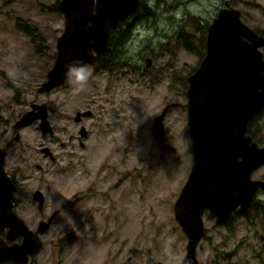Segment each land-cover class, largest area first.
I'll list each match as a JSON object with an SVG mask.
<instances>
[{"label":"rangeland","instance_id":"1","mask_svg":"<svg viewBox=\"0 0 264 264\" xmlns=\"http://www.w3.org/2000/svg\"><path fill=\"white\" fill-rule=\"evenodd\" d=\"M56 2L0 0V146L11 140L8 168L20 177L32 176L26 192L48 187L43 216L60 209L42 236L37 264H185L188 237L174 205L194 161L188 77L206 53L204 37L225 0H144L128 19L132 30L120 48L119 65L108 70L85 64L92 76L83 91H74L78 86L68 76L64 85L40 93L37 88L55 60L65 27ZM231 3L242 10L247 24L264 33V0ZM19 17L43 32L42 51L18 28ZM146 57L152 58L151 66ZM34 102L47 103L52 132L43 133L39 119L15 127ZM168 105L165 135L159 139L153 122ZM86 109L94 112L84 121L94 134L83 147L73 137L80 136L76 113ZM259 120L264 133V112ZM17 132L20 139L14 140ZM43 146L69 152L67 163L54 165ZM74 195L80 202L63 207ZM18 211L36 228L32 221L41 217L38 208ZM253 214L250 221L237 215L232 225L223 226L205 212L207 233L197 248L200 263L264 264V212Z\"/></svg>","mask_w":264,"mask_h":264},{"label":"water","instance_id":"2","mask_svg":"<svg viewBox=\"0 0 264 264\" xmlns=\"http://www.w3.org/2000/svg\"><path fill=\"white\" fill-rule=\"evenodd\" d=\"M142 0H59L65 27L57 39L55 60L38 92H50L67 82L70 67L93 63L104 54L112 32L133 13ZM221 7L208 27L206 53L188 77V123L194 142V161L175 202L176 219L188 237L185 264H201L198 244L206 233L204 212L221 223L241 206L246 210L264 181L252 178L264 163V146L247 134L251 119L264 108V34L247 24L237 6ZM151 61L148 60L147 65ZM168 105L153 122L156 138L165 135ZM92 110L78 111L76 120ZM45 102H34L16 122L21 128L35 119L40 129L53 131ZM85 135V127L82 128ZM15 139H20L17 133ZM11 141L0 146V263H28L38 250L48 227L43 221L35 230L15 209V182L7 169ZM43 151L50 153L48 146ZM43 192L36 190V196ZM42 200V199H41ZM21 241H17L18 237Z\"/></svg>","mask_w":264,"mask_h":264},{"label":"flooded vegetation","instance_id":"3","mask_svg":"<svg viewBox=\"0 0 264 264\" xmlns=\"http://www.w3.org/2000/svg\"><path fill=\"white\" fill-rule=\"evenodd\" d=\"M227 1H229V5L228 6H234V5H232V3H231V1L232 0H225V2H224V4H223V6H225L226 5V3H227ZM143 2H144V0H142V2H141V4L139 5V7L137 8V10H135L133 13H131L129 16H128V18L126 19V20H124L122 23H120V25L116 28V29H114L113 30V32H112V36H111V39H110V43H111V41H112V39H113V37L115 36V34H117L119 31V29H120V27L122 26V25H124V24H126L127 22H128V19L130 18V17H135V15H136V13L138 12V10H139V8L143 5ZM223 6H221V7H223ZM220 7V8H221ZM243 13V12H242ZM243 18V17H242ZM133 20L135 19V18H132ZM257 30V29H256ZM258 31V30H257ZM261 33V32H260ZM264 34V33H263ZM110 50V44H109V47H108V49H107V51L104 53V54H102V55H98L97 56V59L93 62V63H88V64H93V65H95V67L96 68H99V67H97V65H96V61L98 60V58L100 57V56H102L103 58L104 57H111L112 55H113V53H108V51ZM113 51L114 52H116L114 49H113ZM55 59V58H54ZM150 59V61H151V64H152V58L151 57H146V61H147V63H148V60ZM88 64H86V65H88ZM151 64L150 65H147V66H151ZM84 66V65H83ZM105 69V68H104ZM108 70H110V69H108ZM69 76V75H68ZM60 87V86H59ZM87 110V109H86ZM92 110V109H91ZM81 111V110H80ZM85 111V110H84ZM78 112V111H77ZM264 112V108H263V110L261 111V112H259L258 114H256L252 119H251V121L249 122V125H248V130H247V134L248 135H250L251 136V138H252V142H257L258 143V145H260V146H264V141L263 140H261V138H260V135L263 133H261V131L263 130V123L262 122H260V120H259V116L262 114ZM76 115H77V113H76ZM91 117H94V112H93V110H92V112H91V114H89V115H83L82 116V118L78 121V120H76V116H75V120L79 123V124H81L80 125V136H76V137H73V140L74 139H78V141L80 142V145L81 146H85L86 145V142H84L85 140H88V139H90V137L94 134V130L91 128H89V127H91V123L90 122H88L87 124L89 125V126H87L86 125V123H84V121H86V120H89ZM36 120V119H35ZM29 124V123H28ZM83 126L85 127V135L84 136H82V128H83ZM24 127V126H23ZM17 128V127H16ZM22 128V127H21ZM98 128H100V127H98ZM43 132V131H42ZM17 133H19V132H17ZM44 133V132H43ZM47 133V132H46ZM20 134V133H19ZM263 135H264V133H263ZM14 140H16L15 138H14ZM19 140V139H18ZM11 141V140H10ZM8 142V141H7ZM6 142V143H7ZM5 143V144H6ZM10 145H11V143H10ZM43 147H45V146H43ZM43 147H41V150H42V152H44L45 154H47L50 158H51V161H52V163L54 164V165H56V166H60V165H62V163L63 162H66L67 163V161L68 160H65V157L67 156V153H69V152H55L53 149H51V147H49L50 148V153H46L45 151H43ZM9 148H10V146H9ZM8 153H9V151H8ZM72 153H70V155H71ZM39 168H41V165H37ZM7 169H8V171H9V173L11 174V176H12V178H13V180H14V182H15V193H16V198H15V209H16V211L19 213V211H18V209H22V210H25V209H28V207H36V208H38V211H39V215H41V217L40 218H35V219H33V223L35 224V225H37L36 226V228H34V227H31V225L27 222V224L31 227V228H33V229H37L40 225H41V223L43 222V221H49L50 223H49V227H48V229H50V227L52 226V224L55 222V219H56V217H57V215H58V213L60 212V209L59 208H54L53 209V211L51 212V214L48 216V217H44L43 216V214L45 213V211L47 210V206H48V203H49V196H50V191H49V189H48V187H47V189L45 190V189H43V188H41L42 187V185H38V187L37 188H35L33 191H32V193L31 194H29L28 192H26L25 190L29 187V185H30V182L32 181V176L31 175H24V177L22 176V177H20L19 176V174L18 173H16V172H14V171H11L10 170V168H8V166H7ZM252 178L253 179H255V180H262V181H264V163L262 164V165H260L259 167H257L254 171H253V173H252ZM37 179H41V181H43L42 180V177H40V178H38V177H36V180ZM93 187V186H92ZM36 190H41L42 192H43V195H41V197H39V196H36ZM42 199V200H41ZM76 202H80V200L79 199H77V197L74 195V196H72L71 197V199L69 200V202L68 201H66V202H64V203H62V206L64 207H72V205H74ZM76 207H80L79 206V204H77L76 206H75V208ZM253 209H255V210H253ZM259 210H262L263 212H264V187L263 186H259V187H257V189H256V191H255V193H254V196H253V198H252V200H251V202H250V205H249V207L246 209V210H242L241 209V206H237L233 211H232V213H231V215L229 216V218L228 219H226V220H224L223 222H221V223H216V219L215 218H213V217H211V218H213L214 220H215V223L217 224V225H223V226H230V225H232L233 223H234V219H235V217H239V216H237V215H241L242 217H247V219L250 221V220H252V217H254V214H253V212L255 211V212H257V213H259ZM78 211V210H77ZM209 212V215H210V211H209V209H206V211L205 212ZM205 212H204V214H205ZM20 214V213H19ZM20 216H22L21 214H20ZM23 217V216H22ZM24 218V217H23ZM203 218H204V215H203ZM25 219V218H24ZM204 222H205V220H204ZM249 223H253V224H255L254 222H249ZM8 229H9V227H7L6 229H5V231L4 232H2V233H0V237H2L3 239H5L7 242H9V243H12V241L10 240V239H8L7 238V233H8ZM48 229H47V231H48ZM46 231V232H47ZM45 232V233H46ZM44 233V234H45ZM206 233H207V231H206ZM206 233H205V235H204V237L202 238V239H204L205 238V236H206ZM44 234H41V237L44 235ZM261 235H262V237L264 238V233H260ZM64 238V237H63ZM61 239L60 240V242H62V244L64 243V241L66 240V239ZM42 239H43V237H42ZM22 240V237L20 236V237H18L17 238V241H21ZM68 242H69V240H68ZM67 243V242H66ZM43 245V244H42ZM42 247V246H41ZM41 247L38 249V250H36L34 253H32L31 255H30V261L28 262V263H20V262H18V261H16V262H13V261H2L0 264H37V259H36V254L39 252V250L41 249ZM263 247H264V243H263Z\"/></svg>","mask_w":264,"mask_h":264},{"label":"trees","instance_id":"4","mask_svg":"<svg viewBox=\"0 0 264 264\" xmlns=\"http://www.w3.org/2000/svg\"><path fill=\"white\" fill-rule=\"evenodd\" d=\"M54 8L57 11H60V6H59V0H57L56 3H54ZM53 8V9H54ZM16 25L20 30L26 33L31 38V41L33 44H35L36 50L37 51H42L45 42V36L43 32L39 29L37 25L32 24L30 21L23 19L19 17L17 19ZM126 27L122 30V36L121 40L119 42L116 41V37L114 36L111 43H110V50L108 53H113L111 57H102L100 56L98 60L96 61V65L99 68H105V69H113L115 65H119L118 61L119 58L118 56L120 55V48L126 44L127 40L129 39L131 35V30H132V22H128L125 25ZM259 31V30H258ZM260 32V31H259ZM262 33V32H261ZM204 40L206 42V38L204 37ZM204 42V43H205ZM206 44V43H205ZM113 49L116 51L114 52ZM205 55V52L203 53L202 57ZM4 123V118L1 116V110H0V124Z\"/></svg>","mask_w":264,"mask_h":264},{"label":"clouds","instance_id":"5","mask_svg":"<svg viewBox=\"0 0 264 264\" xmlns=\"http://www.w3.org/2000/svg\"><path fill=\"white\" fill-rule=\"evenodd\" d=\"M74 76V80L71 79V77ZM92 76V73L85 67H70L69 69V82L77 85L78 87L74 88V91L80 92L85 89V86L88 84L90 77ZM169 245L172 243V239L170 238L168 241Z\"/></svg>","mask_w":264,"mask_h":264}]
</instances>
